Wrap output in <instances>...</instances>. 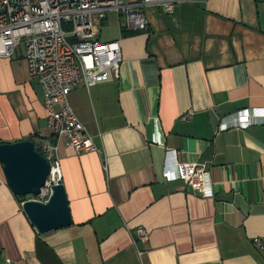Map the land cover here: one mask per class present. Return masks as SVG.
<instances>
[{"label": "crops", "instance_id": "crops-1", "mask_svg": "<svg viewBox=\"0 0 264 264\" xmlns=\"http://www.w3.org/2000/svg\"><path fill=\"white\" fill-rule=\"evenodd\" d=\"M144 16L126 36L107 15L98 40L119 44V78L67 96L100 154L54 137L23 46L0 58V143L55 145L72 220L39 234L0 165V264H264V0ZM177 164L206 170L213 197L171 180Z\"/></svg>", "mask_w": 264, "mask_h": 264}, {"label": "built area", "instance_id": "built-area-1", "mask_svg": "<svg viewBox=\"0 0 264 264\" xmlns=\"http://www.w3.org/2000/svg\"><path fill=\"white\" fill-rule=\"evenodd\" d=\"M196 0H0V58H10L22 44L28 76L42 89L43 110L55 138H62L76 155L101 153L67 102L72 89H84L119 78L121 50L117 42H100L98 34L107 15L120 16L124 31L147 29L144 9L157 7L170 15L178 3ZM183 121L189 119L185 115ZM236 123L222 126L237 127ZM39 152L49 161L50 173L38 197L46 202L51 188L61 183L55 145L44 143ZM170 180V179H169ZM171 180L182 182L192 193L213 197L209 173L196 164H177ZM142 242L148 238L135 230ZM253 245L260 248L257 240Z\"/></svg>", "mask_w": 264, "mask_h": 264}, {"label": "water", "instance_id": "water-1", "mask_svg": "<svg viewBox=\"0 0 264 264\" xmlns=\"http://www.w3.org/2000/svg\"><path fill=\"white\" fill-rule=\"evenodd\" d=\"M0 165L13 196L25 199L21 209L39 234L71 225L70 210L61 184L52 186L46 202L34 200L50 173V164L31 140L0 143Z\"/></svg>", "mask_w": 264, "mask_h": 264}, {"label": "trees", "instance_id": "trees-1", "mask_svg": "<svg viewBox=\"0 0 264 264\" xmlns=\"http://www.w3.org/2000/svg\"><path fill=\"white\" fill-rule=\"evenodd\" d=\"M122 33H123V35L127 36L129 34H134V33H138V32H126V31L122 30ZM36 149H37V151H39L38 147ZM15 198L19 201V203H22L25 200V199L19 198V197H15Z\"/></svg>", "mask_w": 264, "mask_h": 264}, {"label": "rangeland", "instance_id": "rangeland-1", "mask_svg": "<svg viewBox=\"0 0 264 264\" xmlns=\"http://www.w3.org/2000/svg\"><path fill=\"white\" fill-rule=\"evenodd\" d=\"M112 31H113V30H111V29L101 30L102 35H103V33H105V32L110 34V33H112ZM21 46H22V44L19 45V47H21Z\"/></svg>", "mask_w": 264, "mask_h": 264}]
</instances>
